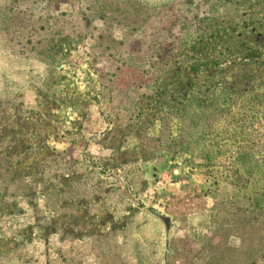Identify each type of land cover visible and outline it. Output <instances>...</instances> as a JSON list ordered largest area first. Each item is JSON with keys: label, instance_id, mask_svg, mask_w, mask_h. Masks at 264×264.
Segmentation results:
<instances>
[{"label": "rangeland", "instance_id": "374dc122", "mask_svg": "<svg viewBox=\"0 0 264 264\" xmlns=\"http://www.w3.org/2000/svg\"><path fill=\"white\" fill-rule=\"evenodd\" d=\"M0 264H264V0H0Z\"/></svg>", "mask_w": 264, "mask_h": 264}]
</instances>
